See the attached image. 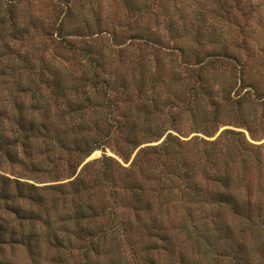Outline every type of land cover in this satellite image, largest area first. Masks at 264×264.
Segmentation results:
<instances>
[{"label":"rangeland","instance_id":"rangeland-1","mask_svg":"<svg viewBox=\"0 0 264 264\" xmlns=\"http://www.w3.org/2000/svg\"><path fill=\"white\" fill-rule=\"evenodd\" d=\"M93 78L106 82L114 104L107 106L102 92L93 96L85 121H65L53 87L64 83L71 98L83 101ZM142 94L141 131L128 143L114 119L133 118ZM194 95L204 101L198 105ZM20 108L49 132L23 143ZM217 113V123H209ZM206 123L212 135L200 131ZM147 126L153 133L143 136ZM165 130L184 143L189 165L196 158L192 139L244 133L260 150H248L254 160L240 166L242 175L254 196L264 193L255 161L264 158V0H0V135L10 144L0 149V194L7 186L12 191L0 199L6 234L0 264H264V209L255 222L224 209L219 223L213 215L220 211H198L192 201L188 211L176 181L169 203L160 205L156 193L145 197L155 203V226L148 230L136 220L119 181L127 172L116 166L128 169L140 149L164 141L154 139ZM81 135L102 138L87 158L58 144L61 138L73 148ZM105 157L117 163L115 201L111 185L98 178ZM85 166L96 207L130 224L114 231L110 218L99 216L76 226L77 201L58 192L47 196L48 206L16 199L19 182L69 184Z\"/></svg>","mask_w":264,"mask_h":264},{"label":"trees","instance_id":"trees-1","mask_svg":"<svg viewBox=\"0 0 264 264\" xmlns=\"http://www.w3.org/2000/svg\"><path fill=\"white\" fill-rule=\"evenodd\" d=\"M91 64L96 67L95 61H92ZM94 71L95 69L93 73ZM196 71L197 70H195V72ZM92 84V94L85 93L86 98L83 101L82 99L71 98V91L66 90L67 85L64 83H57L56 86L53 87L57 104L61 103V105L64 106V112L61 117L65 121L75 120L77 117H79L81 121H85L86 111L94 101L93 96H97L102 92L107 94L105 95V104L107 106H112L114 104L115 100L113 95L108 93L106 82L100 84L97 82L96 78H93ZM76 93L80 95L79 89H77ZM128 97L129 99L132 98L129 94ZM144 97L145 94L140 95L137 101L144 103ZM129 99L127 102L129 103L130 101L132 103L133 99ZM194 100L198 105L204 101V99L199 98L198 95H194ZM143 106L146 107V104L144 103L139 109H136L137 114L133 118H130L131 120L128 116L123 117L120 115L118 116L120 120L114 119L119 134H127L126 140L128 143L132 142V139L136 140L139 138V132L141 131L140 112ZM19 111V128L21 136L24 137V140H22L23 143H28L32 138L39 137L44 132H49V128L45 122L38 125L37 118H30V115L25 116V111L22 108H20ZM218 111L219 108L217 112ZM218 120L219 114L217 113L214 121L209 123L216 124ZM208 125L209 124L206 123L204 129L200 131L212 135V133L206 130ZM146 128H148V130H144L145 133H143V136L153 133L151 127L147 126ZM157 130L159 131V128H157ZM167 132L168 130L161 132L154 140L163 139ZM99 141H102V138L94 139L89 136L81 135L78 140L74 142L73 148L68 146L61 138L58 139V144L61 146V149L69 151L68 153L70 156L76 158V156L83 155V157L87 158L96 149H99L96 144ZM146 141L150 143L148 138ZM221 141H224V144L222 145L223 148L219 149L218 146H221ZM17 143L20 145L21 140H18ZM189 144L194 146L193 149L196 154L193 165L191 163L189 165L187 158L183 155V150L185 149L184 143L170 133L159 146L140 149L128 169L122 168L120 165L116 166L117 163H115L116 165L112 164V159L105 157L100 162L101 171L99 172V181H101L103 185H111L110 197H114L115 201V197L118 193L115 192L112 187L115 189L118 184L115 176L117 171L114 166L127 172L125 181H122V179L119 181L124 185L122 189L131 197V202L128 205L132 208L136 220L142 223L141 225H144L143 227L148 228V230L156 225L158 217L155 215L154 211L155 203L151 200H146L145 197L148 193H156V197L161 200L160 205L164 204H162L164 200L166 203H169V199L173 192L170 188H172V185H174L176 181L181 182L183 185L179 188L180 192H182L181 199L184 204H187L185 205L188 206V211L190 212L192 211L190 208L192 206L189 201H192L200 207L198 211L205 213L220 211V214L217 213L213 215L216 219H219V223L222 221L220 215L224 209L229 210L231 213L247 221L255 222L257 218H263L264 204L261 200H264V193L260 191L257 196H254L255 194L250 190V180L247 176L242 175V170L240 168L242 165L245 169L251 160H254L252 159V153H249L248 150L252 148L260 150V147H254L250 144L244 133L233 130L223 132L220 138L215 142H209L197 137L192 139ZM23 145L24 144H22V146ZM8 146H10V144L7 138L0 135V149H5ZM140 146L141 143H136L135 150ZM258 157L255 161L259 162L262 166L261 177L264 175V158L258 160ZM198 166H200V168ZM202 167L204 169L203 176H201L202 173L200 171ZM87 168L88 167L85 166L78 175L75 171L73 177L76 176V178L69 184L38 188L34 185H25L19 182L15 192L16 199L26 200L32 204L38 203L39 205L48 206L49 203H47L46 200L47 196L55 195V192H58L66 198L69 197L77 201V209L74 215L76 226L84 225L88 219L98 218L99 216H108L111 223L115 224L114 231L123 227L125 223L130 224L131 220L129 221V219L123 222L118 221V216L113 210H109L108 208L99 210L96 207L95 203L92 201L94 187L91 186V182L87 179ZM263 178L264 177H262V179ZM261 187L262 185L259 182L258 189H261ZM262 188H264V185ZM40 191L48 193L44 195L41 194ZM11 192L10 187L7 186L1 191L0 199L4 201L7 200ZM192 220L195 219L192 217ZM228 232L232 233L230 229H228ZM228 238L230 240L232 239L229 235ZM5 239L6 234L0 229V240L3 241ZM242 264L250 263L244 262Z\"/></svg>","mask_w":264,"mask_h":264}]
</instances>
